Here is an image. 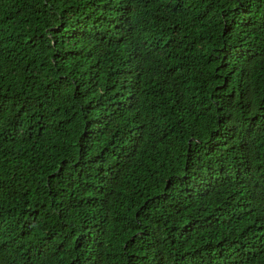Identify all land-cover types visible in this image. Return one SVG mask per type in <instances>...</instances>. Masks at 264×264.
Masks as SVG:
<instances>
[{"label":"trees","instance_id":"obj_1","mask_svg":"<svg viewBox=\"0 0 264 264\" xmlns=\"http://www.w3.org/2000/svg\"><path fill=\"white\" fill-rule=\"evenodd\" d=\"M0 264H264V0H0Z\"/></svg>","mask_w":264,"mask_h":264}]
</instances>
